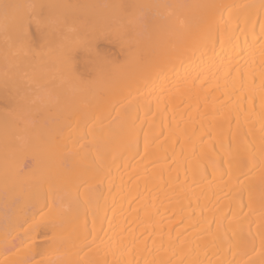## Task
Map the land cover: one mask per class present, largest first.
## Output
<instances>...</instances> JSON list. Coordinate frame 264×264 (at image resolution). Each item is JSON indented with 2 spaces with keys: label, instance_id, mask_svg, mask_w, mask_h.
I'll return each mask as SVG.
<instances>
[{
  "label": "bare ground",
  "instance_id": "bare-ground-1",
  "mask_svg": "<svg viewBox=\"0 0 264 264\" xmlns=\"http://www.w3.org/2000/svg\"><path fill=\"white\" fill-rule=\"evenodd\" d=\"M2 201L0 264H264V0H0Z\"/></svg>",
  "mask_w": 264,
  "mask_h": 264
},
{
  "label": "rangeland",
  "instance_id": "rangeland-1",
  "mask_svg": "<svg viewBox=\"0 0 264 264\" xmlns=\"http://www.w3.org/2000/svg\"><path fill=\"white\" fill-rule=\"evenodd\" d=\"M32 19H33V18H32ZM36 19H37V18H36ZM33 20H35V18H34ZM32 27H33V26H31L30 28L32 29ZM37 27H38V26H37ZM34 28H35V26H34ZM34 30L37 31L36 29H34ZM31 31H33V29H32ZM35 31L33 32V39H35V38H34V35L36 34ZM34 33H35V34H34ZM35 45H36V44H35ZM172 60H173V59H172ZM172 60H171V61H172ZM171 61H169L170 64L172 63ZM169 63H168V64H169ZM168 64H167L163 69H165V68L167 69V68L169 67ZM166 69H165V70H166ZM23 73H24V71H23ZM24 74H25V79H27L28 75H26V73H24ZM27 80H28V79H27ZM29 80H31V81H33V82H35V83L38 82L40 85H41V83H43V85H45V84H44V83H45V79H44V78H41L40 76H34V77H32V78H29ZM56 80L64 81V80H66V75H65V76H60V77H58ZM46 81H47V80H46ZM51 81H52V80H49L48 83H50ZM53 81H54V80H53ZM46 83H47V82H46ZM36 84H37V83H36ZM39 84H37V85H39ZM168 84L171 85L170 83H168ZM28 160H29V159H28ZM29 161H30V160H29ZM15 199H16V198H15ZM15 199H14V197H13V204H12L13 208H14V204H15V206H16V204H17V202L14 203L15 201H17V199H16V200H15ZM14 200H15V201H14ZM3 201L5 202V200H3ZM3 201H2V203H0V206H2V207H1V210H2V208H3L2 211L5 212V210H4L5 208L3 207V205L5 206L6 204H4ZM7 202H8V201H7ZM10 202H12V200H11ZM1 204H3V205H1ZM7 204H8V203H7ZM9 204H10V203H9ZM9 204L7 205V207H9ZM12 206L10 205V207H11L10 209H13ZM5 207H6V206H5ZM15 208H16V207H15ZM7 209L9 210V208H7ZM7 209H6L7 212H6L5 214H9V213L11 214L12 210L9 211V213H8V210H7ZM44 210H45V209H44ZM44 210H43V208H42V210L39 209V210H37V211H35V212L37 213L38 211H40L39 213H41V212L44 211ZM36 213L34 214L35 216L37 215ZM39 213H38V215H40ZM35 216H34V217H35ZM35 218H36V217H35ZM30 221H31V219H30ZM30 221H28V222H30ZM32 221H33V220H32ZM24 225H25V226H24ZM24 225H22V226L20 227V230H21V229H24V227H26V224H24ZM17 232L20 233L18 230H17ZM45 238L47 239V235H44V236H43V235H40V237H39L38 240H40V241H41V240H42V241H43V240L46 241ZM16 239H17V238H16ZM16 239H15V240H16ZM15 240H14V241H15ZM18 240H19V238H18ZM15 242H17V240H16ZM0 243H1V242H0ZM13 244H14V243H13ZM14 245H15V247H16V243H15ZM15 247H12L11 250L7 249V252L12 251ZM8 250H9V251H8Z\"/></svg>",
  "mask_w": 264,
  "mask_h": 264
}]
</instances>
